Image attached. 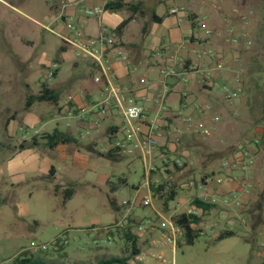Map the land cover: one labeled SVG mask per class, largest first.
<instances>
[{
  "label": "rangeland",
  "instance_id": "obj_1",
  "mask_svg": "<svg viewBox=\"0 0 264 264\" xmlns=\"http://www.w3.org/2000/svg\"><path fill=\"white\" fill-rule=\"evenodd\" d=\"M12 7L0 3V264H13L14 258L31 243L45 244L46 252L37 255L48 261L60 264H96L97 259L109 256H122L127 244L114 243L109 247H94L91 240L100 229L116 220L124 205L133 197V188H139L144 182L143 166L140 160L119 156L114 160L102 157L85 148L88 139L79 142V154L87 157L79 169H71L67 163L57 166L59 173L55 181L43 177L41 173L24 172V180L14 178L13 164L17 155L23 151L18 145L31 140L30 130L23 122L28 113L47 112L46 120L53 115L55 108L49 103H35L29 111L24 110L27 94H36L41 83H45L59 95V101L80 93L81 81L74 72L71 52H58L62 38L68 36V29L61 30L59 21L53 20L50 8L59 9L61 0H25L20 4L7 0ZM185 7L199 8L205 15H211L218 27L225 23L233 38L240 42L229 52V59L237 56L239 62L233 65L235 76L242 81V92L230 100L217 101L218 92L213 89L209 94L199 93L194 82H190L188 100L191 105L210 104L223 110L222 121L214 124L208 138H197L201 144L230 142L237 149H243L245 142L259 138L258 150L254 161L255 170L264 168V0H167ZM163 7V4L160 6ZM190 10V17L195 16ZM55 14V13H54ZM128 12L108 13L112 17L124 18ZM94 20L89 27L94 29ZM142 20L131 22L125 29L128 43L141 47L144 51L154 50L155 38L161 34L164 26L148 21V34L141 33ZM184 26H188L186 23ZM46 28V29H45ZM241 29L250 40L249 47L244 46ZM219 45L224 50V42ZM224 58V55H223ZM58 63L55 77L46 78L48 65ZM79 72L89 80V70L79 63ZM192 81V80H191ZM230 93L234 91V82L224 83ZM172 103L173 101H169ZM45 120V121H46ZM224 125L226 126L224 131ZM63 128V124L60 125ZM104 128V127H103ZM259 130V132L257 130ZM51 131L50 127L44 132ZM99 146L107 147L104 139ZM74 148V146H71ZM42 158L48 157L55 166L53 158L68 156L67 151H47L32 147ZM213 163L219 157L212 156ZM29 161V155L19 158ZM67 173V174H66ZM66 177V178H65ZM65 178V179H64ZM120 180H125L122 184ZM56 182L62 187L72 186L74 195L61 204V197L53 194ZM108 182V183H106ZM171 183V182H170ZM60 185V184H59ZM168 185L162 184L163 191ZM110 188L115 190L110 193ZM169 188V187H168ZM174 188V187H173ZM146 191L141 189L138 197ZM256 200L246 210L213 211L201 218L199 225L203 233L193 245L179 241L174 251L163 248L171 264H261L257 245L258 232L264 228V186L258 188ZM113 200L117 209L111 205ZM261 203V217L253 248L245 241L251 235V216L248 210ZM155 206L163 208L161 200H153ZM232 208V207H231ZM114 210V211H113ZM164 210V209H163ZM141 211V210H139ZM229 213V214H228ZM242 221H245L244 223ZM233 231L234 236L215 241L222 231ZM216 234V235H215ZM61 239L67 245L61 246ZM145 257V251L140 255ZM128 264H137L130 259Z\"/></svg>",
  "mask_w": 264,
  "mask_h": 264
},
{
  "label": "crops",
  "instance_id": "obj_2",
  "mask_svg": "<svg viewBox=\"0 0 264 264\" xmlns=\"http://www.w3.org/2000/svg\"><path fill=\"white\" fill-rule=\"evenodd\" d=\"M10 1L20 4L21 1L25 0ZM106 2H108V0H61L60 8L57 9L52 7L49 9V12L50 14L55 15L53 20L60 22L61 30L67 29L65 19L67 17H73L78 25H82L81 29L84 35L93 37L97 36L103 29L114 31L123 20L131 16V12L128 9L116 11L122 12L126 10L128 14L124 18L112 17L111 15H108V13L115 12H108L105 10L100 16H87L84 14V10L102 7ZM124 2L138 4L140 10L143 11V15H133L130 22L123 29L121 35H116L118 43L128 53V61L123 62L114 60L112 67L116 82L121 87L128 89V99L141 105L146 110L148 118L152 119L157 114V106L152 102H149L148 99L160 89L157 73L158 67L167 64L174 66L180 73H184L181 77L179 76L178 78H173L167 81V84L171 88V92L165 99L168 112L165 115V118L160 121L163 134L158 141L153 159L154 163L159 165L160 168L159 171L152 173L148 178L149 188L154 195L153 200H161L163 202L167 199L168 203L161 208L160 205L155 206L152 201V206L150 208H145L141 211H139L140 209L136 210L133 216L136 219L147 218L155 216V213L160 211L165 215H170L175 210L177 204L181 205L182 210H186L192 206L191 203L194 198L198 199L205 190L207 191L208 184H205V181L209 178L222 179V183L213 184V191L209 190L210 193L215 192L218 195H224L230 191H238L240 192L243 206L238 209L215 205L207 212V214L219 210H226V212H228V210L231 209L238 210V213L243 210L245 211L246 208L256 200L255 197L257 196L258 188H261L262 185L264 186V168L258 166L255 170V167H253L258 150L257 145L259 143L255 146L249 147L247 146V142H250L251 140H248L245 142V146L242 150L237 149L236 146L230 142H226L224 145L216 142L208 145L201 144L197 138L206 139L209 137L212 126L222 121L223 110L207 103L193 106L188 100L190 82H194V86L199 93L209 94L215 89L219 94V96L216 97L217 101L223 103L224 101H227V99L221 95L218 87L224 85V83H229L231 81L234 82L236 79L242 83L240 78L235 76L237 70L233 68V65L239 62L238 57L234 56L232 59H229V52L233 51V49L238 46H234L224 40L223 50L219 45L220 41L215 38H205L201 29H199L193 22V18L196 16H204L205 23L208 27L215 30H224L226 33L228 31V24L225 23L224 20V28L221 29L218 27L219 24H216V20H214L211 15H205L206 12H203L201 9H192L194 7L188 8L175 2H167V0H124ZM0 3L18 11V9L11 6L7 0H0ZM161 4H163L162 8L160 7ZM173 7L185 8L189 16H187L182 22H178L176 17L169 14V10ZM190 10H194L193 12H195L193 18L190 17ZM153 16L161 18V23L153 22ZM90 19L94 20L93 30L88 25ZM138 19L142 20L140 28L142 35L147 36L149 32L146 26V22L148 21H151L155 25V31L157 30V25L164 26L161 34L158 38H155L156 46L154 50L146 52L141 47L128 43L125 39L126 27L131 22ZM185 23L188 26H184ZM243 31L244 30L241 29L242 34ZM69 36L70 32L68 30V36L61 37L62 45H60V47L63 48L62 53L70 51L73 58L79 60V63H83L89 70V80H85L84 76L79 72V63L73 60V73H76L81 81V92L76 93L72 97H68L64 101H59L57 105H53L55 111L49 120H46L47 112H30L24 118L23 122L25 127L30 130V133H32V136H30L31 139L33 137H39L43 133H51L54 129L70 135L74 139V142L71 144L58 145L56 148L50 150L45 147L42 142H38L36 147L47 149V151L63 152L69 150L71 154L68 156L62 155L58 158H53L58 163L55 166L52 164V160L48 159V157L42 158L39 156L38 151L36 153L31 148L24 149L16 156L17 159H15L13 164V170L16 171L14 178H17V181L23 182L25 179L23 174L27 171H37L41 173L43 177H47L50 167H53V176L50 180L55 181L59 178V173L56 170L57 166L66 162L69 168L76 170L79 169L83 162H86L87 157L79 154L78 147H80V141L88 139V143L85 145L86 149L92 147L93 151H103L106 153L111 149L115 137L120 134L124 128L125 122L123 116L119 110L114 107L113 103H111L105 116L85 114L84 116L78 117L79 112L82 109L100 102L104 98V91L100 84L93 82V77L97 75V70L94 65L89 60L77 57L74 51L63 43V38ZM202 47L214 49L221 59L224 60L226 68L223 71L214 72L215 76L211 81L216 83L217 87L210 85L205 86L201 83L198 71L205 70L214 65L213 60L209 58L199 59L196 56L194 51H197ZM159 50L161 51V55L156 57L155 53ZM58 52H60L59 49ZM53 65L55 66L54 69L51 68ZM48 69L49 71L53 70V73L56 72L58 69V63L54 60V63L48 65ZM46 78L51 79L52 77H48L47 74ZM184 78L187 81H184ZM142 80H145V83H142ZM169 101L173 102L170 103ZM205 106H208L209 110H204ZM185 116H191L194 119V122L204 123L206 127L210 129V134L203 137L194 133V131L182 122V118ZM61 124H63L62 129L60 128ZM49 127L51 131L44 132V130ZM225 128L226 126L224 125V131ZM85 130H87L89 134L82 140L78 139L79 133ZM257 131L259 132V130ZM100 139L106 140L107 147L102 148L99 146ZM255 139L259 140V138ZM71 146H74V148ZM245 148H247L252 154L253 164L250 170L244 173L230 165ZM87 151L89 150L87 149ZM99 153L104 154L101 152H97L96 154L99 155ZM27 154L29 155V161L24 163L19 158ZM163 155L168 159V163L162 166L161 159ZM212 156L219 157V159L216 160V163H213ZM175 160L185 161V166L182 168L177 167L174 164ZM226 163L228 164L227 167L224 166ZM190 182H192L193 185H190ZM244 182L247 188H244ZM59 184L56 182L54 185V188H58V192L67 188L62 187L63 184L60 182ZM162 184L168 185L163 191H161ZM159 187L161 189L156 193ZM139 190H141V187ZM171 195L172 197H170ZM116 209L117 205H114V210ZM150 244L149 240L147 243L143 240L137 241V247L140 251H145V253L151 251L153 248ZM154 248L163 249L166 247L156 245Z\"/></svg>",
  "mask_w": 264,
  "mask_h": 264
},
{
  "label": "built area",
  "instance_id": "obj_3",
  "mask_svg": "<svg viewBox=\"0 0 264 264\" xmlns=\"http://www.w3.org/2000/svg\"><path fill=\"white\" fill-rule=\"evenodd\" d=\"M111 0H108V2ZM107 3V2H106ZM105 3V4H106ZM104 12V6L95 7L92 9L84 10V14L87 16H100ZM169 14L176 17L178 22H182L188 15L187 11L183 7H173L169 10ZM193 22L203 32L206 39L215 38L218 41H227L234 46L239 45V40L233 38L231 30L228 29L227 33L224 30H215L208 27L205 23L204 16H196L193 18ZM65 24L70 32V36L63 38V43L70 47L75 55L81 59L89 60L97 70V75L93 77V82L100 84L104 91V98L93 105H90L79 112L78 117L85 114L105 116L109 110L111 103L122 114L125 125L120 134H118L111 148L117 149L120 155L124 157H131L141 161L143 166V179L144 182L141 185V189L146 191V195L142 198L138 197L139 188L133 189V197L126 200L123 205V209L119 217L112 223L104 226L99 232L95 233L91 243L94 247H109L114 243H128L123 237L124 234H128L130 238H135L136 243L139 240H143L147 243L150 241L151 251L145 253V257H141L142 251L139 252L134 258L137 264H170L165 254L161 249L154 248L156 245L163 247H169L174 251L175 247L182 239L183 231L173 220L175 216L181 214H190L198 216L199 210L193 206L186 210L181 209V205L177 204L175 210L170 215H165L163 212L155 213V216L147 218L136 219L133 214L136 210H142L150 208L153 201V192L149 188L148 178L152 173L159 171L160 166L156 165L153 161L154 152L158 145V141L163 134L160 121L165 118L168 112L165 99L171 92L170 86L167 81L173 78L183 76L184 73H180L174 66L163 64L158 67V81L160 84L159 91L148 99L157 106V114L154 118L149 119L146 110L139 104L134 103L127 97L128 89L121 87L115 80L113 71V61H128V53L118 43L117 37L114 31H107L103 29L97 36H86L82 32V25H78L73 17H67ZM244 46L249 47L251 42L247 39V34L243 31L242 34ZM161 51L155 53L156 57L161 55ZM199 59L209 58L214 61V65L207 69L199 70L198 74L201 79L202 85L216 86L217 84L211 82L214 78V72L223 71L225 67L224 60L218 55V53L209 47H202L197 51H194ZM52 69L55 66H51ZM53 70L48 72V77H52ZM184 81H187L185 78ZM145 83V80L141 81ZM236 88L230 93L227 86H219V92L227 100L236 98L241 93V84L239 80H235ZM204 110H209L208 106H205ZM182 122L190 128L194 133H197L203 137L210 134V129L202 122H194L191 116H185L182 118ZM89 132L87 130L82 131L78 135V139H84ZM259 143V140L254 139L247 142V146H255ZM168 159L165 155L162 156L161 165H166ZM174 164L182 168L185 166V161L175 160ZM253 164L252 154L247 148H245L232 162L231 167L239 169L242 172H248ZM225 167L228 164H224ZM222 183L221 178H209L205 181L208 184L207 191L205 190L200 196L199 200L215 205H222L224 207L242 208L243 201L238 191H230L224 195H218L217 193L209 192L213 191V184ZM193 185L192 182L189 183ZM246 187L245 182L243 183ZM247 190V189H246ZM243 223L245 221H242ZM203 233L200 232V235ZM257 245L259 248V257L261 264H264V228L258 232ZM147 241H146V240ZM61 246L67 245L66 239H61ZM150 247V246H149ZM48 247L45 244L31 243L26 249L25 253L39 254L46 252ZM140 250V249H139ZM171 264H173L171 262Z\"/></svg>",
  "mask_w": 264,
  "mask_h": 264
},
{
  "label": "trees",
  "instance_id": "obj_4",
  "mask_svg": "<svg viewBox=\"0 0 264 264\" xmlns=\"http://www.w3.org/2000/svg\"><path fill=\"white\" fill-rule=\"evenodd\" d=\"M123 9H128L131 12V16L127 19L123 20L114 30L117 36H120L125 26L130 22L132 16L135 14L143 15V11L140 10V6L138 4L126 3L124 0H111L104 5V10L108 12H116L121 11ZM153 22L161 23L162 19L153 16ZM59 51L62 52L63 48H59ZM56 75V72L52 74ZM59 102V95L51 88H49L45 83H41L40 89L36 94H27L24 102V110L27 111L29 108L35 103H49L52 105H57ZM38 142H42L45 147L52 150L56 148L58 145H67L74 142V139L63 132H60L57 129H54L51 133H43L39 137H33L28 143L23 141L18 145L19 150L36 147ZM102 157H106L110 160H114L119 156L117 149L111 148L106 153L100 154ZM53 176V167H50L48 175L46 178L51 179ZM122 184H125V180H120ZM160 187L157 189L156 193L160 191ZM115 189L110 188V193H112ZM54 195L61 197V204L65 205L68 200L74 195V188L67 187L63 189L61 192H58V188H54ZM172 197V195L170 196ZM165 199V198H164ZM110 203L114 206L113 200L110 199ZM168 200L165 199L163 201V206H166ZM191 205L198 209L200 214L198 216L190 215V214H181L175 216L173 218L174 222L181 227L183 231V236L180 241H184L187 245H193L195 240L200 236L199 225L201 223V218L203 215L207 214L210 209L213 208V205L205 203L197 198L192 200ZM261 203L258 202L251 207L247 215L251 216V235L248 239H245L246 242L251 244L252 248L254 245V237L256 236L259 224L257 223L258 219L261 217ZM235 233L233 231H222L216 236L215 241H221L223 239L234 236ZM127 245V251L125 250L122 256H109V257H101L97 259L96 264H128L129 260L134 258L137 254H139L140 250L137 247V243L135 238H130L128 234H124ZM13 264H60L48 261L47 259L39 256L33 255L23 252H20L13 260Z\"/></svg>",
  "mask_w": 264,
  "mask_h": 264
}]
</instances>
